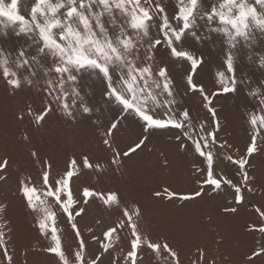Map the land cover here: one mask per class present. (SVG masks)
Returning <instances> with one entry per match:
<instances>
[{"label": "rangeland", "instance_id": "rangeland-1", "mask_svg": "<svg viewBox=\"0 0 264 264\" xmlns=\"http://www.w3.org/2000/svg\"><path fill=\"white\" fill-rule=\"evenodd\" d=\"M35 2L19 0L18 4L19 14L30 23ZM49 2L65 4L57 13L63 22L67 0ZM187 2L184 0V4ZM10 3L3 0L7 7ZM222 4L226 0H198L196 28L176 45L178 50L196 56L191 61L193 68L199 60L205 62L203 72L194 76L195 89L187 84L190 62L170 55V41H164L160 27L161 14L154 13L155 24L149 22L145 35L130 28L131 17L116 9L114 3H110L111 14L102 6L92 5L89 19L97 39H104L93 19L100 13L113 43H117L121 30L131 32L126 38L140 49L141 58L149 45L162 41L153 63L167 66L173 95H162V89L154 86L145 92L157 96L160 107L153 115L174 117L184 124L183 129L145 131L142 122L130 114L120 120L118 131L111 136L107 132L122 115L120 106L106 101V82L91 70L76 73L77 81L65 84V102L72 115L56 110L45 116L42 126L36 125L35 118L41 114L47 97L44 81L52 76L45 78L41 73L33 77L32 68L19 66V52L25 51L27 59L35 57L45 68L52 58L38 54L43 42L34 25H30L32 32L19 34L18 23L10 24L0 17V162L8 165L3 170L6 180L0 178V264H9L5 250L12 264H264V254L256 255L264 251V151L247 155L253 136L258 149H264V126L251 124L252 117L259 120L264 116V29L256 23L264 22V5L257 4V0H236L229 12L227 7L220 8ZM241 4L251 16L246 21L247 37H237L230 43L225 28L233 35L235 30L221 24L218 16L206 22L207 14L223 10L226 16L235 18ZM157 5L164 7L163 15L172 27H182L183 22L177 19L181 0H148L145 6L151 14ZM131 11L129 4L126 12ZM42 19L39 22L43 23ZM75 25L83 35L78 21ZM53 31L55 34L59 30ZM126 55L136 59L135 51ZM228 57L233 61L232 73L227 71ZM5 68L16 73L11 78L21 81L20 88L7 84ZM220 72L225 73L223 84ZM28 80L33 84L29 85ZM233 80L236 91L225 94L223 87ZM188 81L191 83V77ZM140 99L145 101V93ZM150 105L149 98L145 106ZM84 106L92 110L90 114L83 113ZM29 111L32 116H28ZM184 111L190 113L189 120H184ZM217 120L219 130L213 138L210 133L216 129ZM153 123L161 125L164 121ZM103 139L110 141V148L102 143ZM141 140L143 145L135 154L130 158L123 155ZM85 156L88 161H84ZM247 159L249 163L241 167ZM71 176L74 182L70 181L68 190ZM165 190L175 192L176 197L170 199ZM197 191L200 196L195 195ZM112 193L118 194L119 206L103 203ZM92 195L89 200L95 202L84 203V197ZM182 195L193 198L184 201L179 199ZM62 196L66 199L60 203ZM231 208L236 211L227 210ZM72 209L77 211L67 221L65 213ZM137 209L139 216L134 214ZM80 210L84 211L82 217ZM49 214L56 218L55 231L41 234L44 226L38 229V224ZM128 220L134 224L128 225ZM49 224L51 228V221ZM76 227L82 234L79 238L73 233ZM113 228L114 233L109 231ZM56 235L61 245L57 242L52 251L63 262L59 258L52 261L47 252L54 246L52 238ZM80 239L85 246L79 245Z\"/></svg>", "mask_w": 264, "mask_h": 264}, {"label": "snow or ice", "instance_id": "snow-or-ice-1", "mask_svg": "<svg viewBox=\"0 0 264 264\" xmlns=\"http://www.w3.org/2000/svg\"><path fill=\"white\" fill-rule=\"evenodd\" d=\"M77 3L78 0H67L66 18L62 22L61 19L57 18V13L60 9L66 7L65 4L59 2L52 4L49 2V0H36L35 6L31 9L30 23L28 20H26L25 16L19 14L18 12L19 0H11L10 7L5 6L3 4V0H0V17H5L10 24L18 23L20 25L19 34H27L32 32L33 28L30 25H34L35 30H38L39 41L43 42L42 47L38 48V54H43L45 57L50 55L52 58L50 66L45 68V66L40 61L35 60V57L32 59H27L25 58V51L19 52V57H21L19 66L32 68L33 77H37L41 75V73L45 78L52 76L51 79H45L44 81L47 85L44 89V91L47 93V97L45 98L44 106L41 109V114L35 118L36 125L38 127L42 126L41 122H45V116L56 110H61L66 115L71 116L72 113L69 111L70 105L69 103L65 102V100H67V96H65V84L69 81H77L76 73L91 70L96 72L97 75L102 76L103 80L106 82V101L120 106V113L122 114L111 123L107 135L111 136L115 131H118V124L120 120L127 119V116L130 114L134 115L140 122H142L141 126L144 127L145 131L153 129L163 130L168 127L183 129L184 124L181 121L176 120L174 117L164 119L160 116L153 115L152 113L155 112V109L160 107L159 103H157V96L153 92H145L147 88L154 86L155 89H162V95L165 93H167L168 96L173 95V92L170 90L173 81L170 79V72L167 66L164 64L153 63L156 60L155 53L158 51L159 47L162 46V41L156 40L154 45H149L148 49L143 52V57L141 58L140 49H136L132 42L126 38L131 34V32L126 33L124 30H121L117 43H113L112 38H109V33L105 27V24L101 20V14L97 13L93 17L95 20V26L99 29L100 35L104 36L103 40H99L96 38L97 33L93 31V26L90 24L89 17L92 13V5L95 4L102 6L105 11L111 14L110 3H114L116 9H119L121 12H125L126 15L131 17L130 28L135 30V33L143 32L145 35H147L148 29L151 26L149 22H152L154 25L155 15L157 13L161 14L162 26L160 27L163 35L166 37L164 41H170V43H168L170 55L172 57L180 58L190 62V74L187 76V84L195 89L194 76L198 75L200 72H203V64L205 62L203 60H199V62L193 68L191 61L197 59L196 56H194L189 51L178 50L176 45L178 42H182V40L186 39L185 34L189 30L196 28L197 18L195 13L198 6V0H188L187 4H184V0H181V4L183 6L179 8V16L177 19L183 23L182 27L179 28L171 26L169 18L166 15H163L165 12L164 7L160 5H157L156 12L150 14L149 8L145 6L147 5L148 0H145L144 5L141 4V0H87V2H85V0H80L78 5L79 10L77 8ZM129 4L132 5V11L126 12ZM257 4L264 5V0H257ZM244 5L245 4H241L239 6V15L235 18H233L231 15L226 16L223 10L219 11L218 13L215 10H212L207 14L206 22L211 23L214 21L215 17L218 16L221 24L231 25V28L235 30L234 35L232 32H229L227 28H225V32L230 43L234 42L237 37L246 38L247 32L245 29L248 28L246 21L251 16ZM234 6H236V0H226V4L220 5V8L224 9L227 7L229 12H231V9ZM86 13H88V15H86ZM252 15H255L254 9ZM40 17L43 18V23L39 22ZM203 18L204 17H201V19ZM76 21H78V24L83 27V35L77 30L75 25ZM256 23L260 26V28L264 29V22L257 20ZM54 29L59 31L54 34ZM191 34L195 36L196 33L195 31H192ZM58 40L60 42H58ZM117 44L119 46H117ZM121 49L124 51L122 52ZM131 51L136 52L135 60L128 59V56L126 55V53ZM198 64L200 65L199 68ZM261 66L264 67V61H262ZM227 71L229 73L234 71L231 57H228ZM53 73L55 74L54 76L52 75ZM15 75L16 73H9L8 69L5 68L4 76L7 78V84L13 89H18L21 86V81L11 78ZM219 75L221 78V83L223 84L225 73L220 72ZM188 77H191V83H189ZM33 82V80L27 81L29 85L33 84ZM225 88L228 90L225 91ZM200 91L202 92L203 89L201 88ZM235 91V80H233L230 85L223 87V92L225 94ZM141 93H145V101L140 99ZM76 95H78V93H76ZM149 98L151 99V105L146 107L145 105ZM74 103L75 101H73V104ZM171 103V101H168V104ZM53 104L56 105L55 108L52 107ZM91 111L92 110L89 107H83V113L90 114ZM208 111L212 113L213 117L216 116V113L212 108L209 107ZM261 111H264V108H262ZM32 115L33 113L29 111L28 116ZM183 116L184 120L190 119V113L188 111H184ZM169 119L173 120L172 124L167 123ZM157 120L164 121V123L161 125L154 124L153 122ZM251 124L254 127L257 126V124L264 126V116H260L259 120H257L255 116L252 117ZM218 130L219 123L217 120L216 129H214L210 135L214 138L215 131ZM102 143L106 146H109V148L111 147L110 141L108 139H103ZM142 145L143 140H141L140 143H136L130 147L123 153V155L130 158L137 152V149L142 147ZM248 147L251 149L250 152H247L248 156H251L258 150L264 151V149H258L255 136H253L252 142ZM84 161H88L87 156L84 157ZM247 163H249L248 159L245 161V165H241V167L246 166ZM7 167V163L0 162V178L5 180L6 177L3 174V170H6ZM91 167L92 165L88 162V168ZM73 176L68 178V190L70 189V181L74 182ZM205 184L216 187V185L213 184ZM54 190L55 188L53 187V191ZM165 191L168 193V197L170 199L176 197L175 192H168L167 190ZM91 192L94 193L93 191ZM94 195L84 197V203L87 205L94 203V200H89V198L94 197ZM157 195H159V193H157ZM195 195L200 196L201 192L197 191ZM109 196L112 197L111 201L108 200ZM192 198V196L188 195H182L179 197V199L184 201H188ZM24 199L25 203H27L26 198ZM64 199L66 198L62 196L60 203H62ZM241 199H239L237 202H240ZM103 203L109 207L112 205L119 206L120 198L118 194L112 193L103 200ZM227 210L231 212L236 211L235 208ZM76 211V209H72L70 210V213H65L66 220L68 221L69 215H75ZM124 213L125 217L130 215L128 211H125ZM83 214L84 211L80 210L79 217H82ZM134 214L139 216V210L137 209ZM50 221L51 228L49 224ZM55 221L56 218L51 214L42 217L40 224H38V229L41 225H43L44 228L39 232L41 234H45V232L49 233L50 230V234H52L55 231ZM133 224L134 221L128 220V225L132 226ZM109 231L114 233L116 232V229L113 228ZM73 233L78 238L82 236L78 227L73 229ZM0 238H2V234H0ZM135 238L136 237L133 236V240ZM52 240L54 242V246L49 247L47 252L52 255V261L56 262V258H59V260L63 262L62 257L57 256V254L52 251L57 242H59L61 245V241L57 235L52 238ZM2 243L3 240L0 239V244ZM79 245L85 246L83 239H80ZM165 247L167 248V245H165ZM137 252L138 246L136 249L135 258H138ZM4 254L5 257H7L9 264H12L11 257L8 255L7 250H5ZM262 254H264V251L256 253L257 256ZM131 255L132 253L128 254L129 257Z\"/></svg>", "mask_w": 264, "mask_h": 264}]
</instances>
